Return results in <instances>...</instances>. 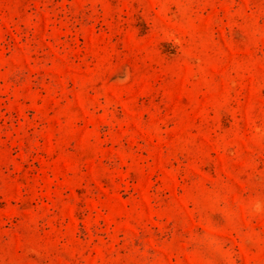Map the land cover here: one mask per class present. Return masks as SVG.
Returning a JSON list of instances; mask_svg holds the SVG:
<instances>
[{"label": "rangeland", "instance_id": "1", "mask_svg": "<svg viewBox=\"0 0 264 264\" xmlns=\"http://www.w3.org/2000/svg\"><path fill=\"white\" fill-rule=\"evenodd\" d=\"M0 264H264V0H0Z\"/></svg>", "mask_w": 264, "mask_h": 264}]
</instances>
